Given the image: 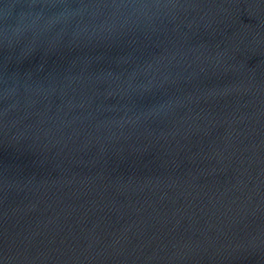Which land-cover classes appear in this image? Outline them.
<instances>
[{
  "label": "water",
  "instance_id": "95a60500",
  "mask_svg": "<svg viewBox=\"0 0 264 264\" xmlns=\"http://www.w3.org/2000/svg\"><path fill=\"white\" fill-rule=\"evenodd\" d=\"M0 264H264V0H0Z\"/></svg>",
  "mask_w": 264,
  "mask_h": 264
}]
</instances>
